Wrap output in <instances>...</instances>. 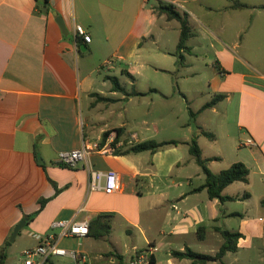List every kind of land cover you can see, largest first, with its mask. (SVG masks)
<instances>
[{"label":"crops","instance_id":"0c3cea01","mask_svg":"<svg viewBox=\"0 0 264 264\" xmlns=\"http://www.w3.org/2000/svg\"><path fill=\"white\" fill-rule=\"evenodd\" d=\"M43 2L0 0V260L12 264L9 247L21 240L28 243L17 262L22 264L23 251L41 243L34 235L45 239L60 233L52 229L54 222L90 224L103 216L108 234L63 238L59 246L86 254L89 264H120V258L130 264L138 251H149L152 264H192L173 253L190 249L215 256L224 242L222 229L243 235L238 249L206 264H264V216L251 220L248 209L254 199L264 209V0H49L48 7ZM233 2L246 8L231 9ZM166 4L188 14L192 26L189 50L181 51L184 66L177 56L180 23L158 10ZM212 14L234 24L214 28L206 21ZM76 25L87 30L91 43L78 38L76 45ZM171 32L176 35L172 41ZM108 60L113 64L105 67ZM108 77H116L125 93L114 91ZM120 78L126 79L122 83ZM133 92L184 98L192 105L202 101L191 112H199L196 126L214 135L197 137L202 156L212 159L208 168L219 164L221 172L242 163L249 170L247 183L223 191L234 200H211L207 190L196 191L206 176L189 152L198 135L189 123L186 138L168 146V157H158L160 150L124 154L121 146L113 154L94 153L75 169L58 163L61 152L81 148L84 140L97 141L108 130L124 128L128 148L149 141L129 132L126 120L112 125L105 117L127 119ZM216 95L224 98L200 112ZM212 120L218 121L215 128ZM144 130L140 133L145 135ZM133 133L138 141L131 144ZM212 147L216 150L210 153ZM162 164L168 167L166 174ZM88 167L117 172L121 190L89 193ZM166 181L170 183L163 186ZM235 184L242 185L231 189ZM43 200L47 203L41 209ZM234 203L246 209L229 205ZM37 212L32 221L27 219ZM24 220L11 243L14 228ZM230 222L235 228H228ZM210 235L218 249L203 254ZM51 261L73 264L67 257Z\"/></svg>","mask_w":264,"mask_h":264},{"label":"trees","instance_id":"16d2710c","mask_svg":"<svg viewBox=\"0 0 264 264\" xmlns=\"http://www.w3.org/2000/svg\"><path fill=\"white\" fill-rule=\"evenodd\" d=\"M48 2L49 0H44L43 2L44 6L48 7ZM243 8H246V5L240 4L238 2H233L231 5V9H243ZM158 10L160 13L165 14L168 20H176L180 23L181 34H180V40L177 46V56H178L179 66H184L185 57L181 54V51L183 49L189 50L186 47V42L193 36L192 26L190 24L189 16L186 13H181L172 4L161 5ZM76 42L78 45H80L79 40H77ZM108 79L111 81L114 91H120V92L125 93L116 77H108ZM131 95L136 96L138 95V93L133 92L132 94H129L128 96H131ZM223 98H224L223 95H216L210 102H208L206 105L202 107L200 112L205 111L206 109H209L215 106ZM190 114H191L192 119L195 120L196 114L192 112H190ZM194 128L195 130L198 131V135L192 138L191 143H190L189 152L195 158L196 163L198 164V166L201 167L202 172L206 176V183L201 188L197 189L196 191L207 190L209 198L211 200L218 199L221 202L234 200V198L232 197L223 195V191L225 190V188H227L229 185L233 183H236V182L247 183L248 177H249L248 168L242 163H235L228 169L221 171L219 174L212 173L210 169L208 168V164L211 162L212 159H205L202 156L201 149L198 145L197 137L201 135L209 139H214V135H212L211 133L205 132L201 127H198L195 124H194ZM113 132H116V139L114 142V145H116L120 141L121 136L124 134L125 129L118 128V129L106 131L102 136L103 142H105L107 137ZM177 144L178 143L176 141L156 142L154 140H149V141H144L142 143L132 146L127 151H125L124 154H130V153L139 154L143 152H151L152 154H154L157 151L165 147L174 146ZM52 184L56 187L55 183L52 182ZM56 191L57 193H59L60 190L56 187ZM46 203L47 201L45 200L41 202V209L44 208ZM38 213L39 212L27 217V219L29 221H32L38 215ZM102 218L103 216H98L90 222L89 224L90 234L89 235L92 234L93 237L100 238L109 233L110 227L101 222ZM218 231L221 234L224 242L219 252L215 256L194 253L190 249H187L184 253L174 252L173 256L178 259H182V258L190 259L192 260V264H206L207 262L222 261V259L228 252L237 251L238 242L243 237V235L238 232H229L227 230H222V229H218ZM0 264H5V257H3V259L0 260ZM46 264H53L50 258L47 259ZM120 264H125L122 258H120Z\"/></svg>","mask_w":264,"mask_h":264},{"label":"rangeland","instance_id":"374dc122","mask_svg":"<svg viewBox=\"0 0 264 264\" xmlns=\"http://www.w3.org/2000/svg\"><path fill=\"white\" fill-rule=\"evenodd\" d=\"M226 19V20H225ZM220 14H212L211 16H208L206 21L211 22L212 26L215 28L216 26L218 28L221 27H232L234 24L232 20L225 18ZM176 36L173 32L170 34V39L172 41V38ZM205 62H209L211 64V59H205ZM108 73V71H106ZM120 76V74L118 75ZM161 78V77H160ZM126 78H120L121 82L123 83ZM162 79V78H161ZM124 85V84H123ZM145 86H147L146 82L141 81L140 87L144 88L143 90H146ZM128 91L132 90V87L130 85H126ZM132 92V91H131ZM200 100V99H199ZM202 101H196L193 105L188 104L184 98L180 99H172V98H164L160 95L155 94H149L142 96H131L128 98V104H127V119H125V116L123 115V118L115 117V116H109L106 115V119L109 123L112 125L118 124V122L125 121L126 122V129L129 132H138L139 138L144 140H154L156 142H167V141H179L183 138H186V125L189 123L190 126L194 127V124L196 125V118L195 120L192 119L190 112L196 111L197 105L200 104ZM126 102L122 101V107L125 106ZM190 105V108L188 107ZM120 106V104H118ZM196 117L198 116L199 112L195 113ZM146 122V126L142 127V123ZM212 124L214 125V128L217 126L218 121L212 120ZM143 128V129H142ZM155 128L158 129V131H154ZM145 129V130H144ZM205 132L212 133L210 130H206L203 128ZM144 130V133L141 134L140 131ZM126 131V130H125ZM102 138V137H101ZM100 138V139H101ZM146 138V139H145ZM116 139V138H115ZM99 140V139H98ZM128 135L123 134L120 138V141L123 142V147L118 148L119 151L122 149L123 151H127L129 148L128 145ZM115 141V140H114ZM119 141V142H120ZM203 144L206 143L207 140H202ZM118 142V143H119ZM117 149V151H118ZM169 147H166L162 150H160V158L168 157L170 155V152H168ZM216 150V147H212L210 153L214 152ZM116 151V152H117ZM160 167V170L163 174H166L168 171L167 165L162 164ZM211 171L214 173H219L221 169L219 164H214L210 167ZM170 181H166L163 183V186L166 184H169ZM236 185H242V184H235L233 188L236 189ZM170 192H173V189H169ZM232 205L233 208H236L238 210H244L245 204L240 203H234L229 204ZM249 209V218L253 220L254 218H258L259 215L264 216V209L260 207L259 202L256 201V199L252 200L251 203L248 206ZM232 222H230V225H228V228H235L233 225H231ZM256 225V222H254ZM222 239V238H221ZM28 245L27 242H22L21 240H18L17 243H13L10 247L8 252L11 254V262L12 264H17L21 258V252L24 248H26ZM218 244L216 243V240L210 235L207 240L203 244V249L200 251L201 253L210 254L212 250H217ZM245 251V250H242ZM247 252V250H246ZM246 264H259L256 261H244Z\"/></svg>","mask_w":264,"mask_h":264},{"label":"built area","instance_id":"2783aa9c","mask_svg":"<svg viewBox=\"0 0 264 264\" xmlns=\"http://www.w3.org/2000/svg\"><path fill=\"white\" fill-rule=\"evenodd\" d=\"M75 39L81 38L84 44L91 43L92 39L87 30L76 25L74 29ZM77 45V43H76ZM78 46V45H77ZM113 61L108 60L104 63L105 67L112 66ZM130 143L138 141V135L133 133L130 136ZM116 132L111 133L105 142L103 139L97 141L84 140L81 148L61 152L58 155V163L67 168L75 169L81 163H86L88 157L96 154H113L117 151L122 143L114 145ZM249 145L252 141L247 142ZM89 172V193L104 192L105 194H115L121 190V181L115 171H97L88 167ZM52 229L60 230L58 235H48L43 239L40 235H34L35 238L41 241L40 245L26 249L22 253V264H46L47 259L53 257H67L73 264H89V259L86 254L78 251H69L59 246V242L63 238L85 239L90 234L88 221L62 220L52 224ZM130 264H152V254L149 251H138L133 256Z\"/></svg>","mask_w":264,"mask_h":264},{"label":"water","instance_id":"95a60500","mask_svg":"<svg viewBox=\"0 0 264 264\" xmlns=\"http://www.w3.org/2000/svg\"><path fill=\"white\" fill-rule=\"evenodd\" d=\"M61 29L63 30V25L61 24L60 25ZM86 46L84 45L82 47L83 50H86ZM27 221L24 220L22 222H20L13 230V233L11 235V238H10V242L13 243L15 238L17 237V235L24 229L25 225H26Z\"/></svg>","mask_w":264,"mask_h":264}]
</instances>
